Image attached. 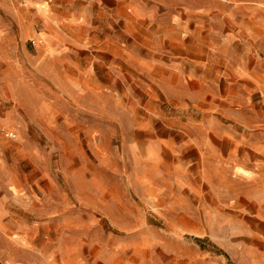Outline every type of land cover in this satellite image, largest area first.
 Segmentation results:
<instances>
[{
    "label": "rangeland",
    "instance_id": "1",
    "mask_svg": "<svg viewBox=\"0 0 264 264\" xmlns=\"http://www.w3.org/2000/svg\"><path fill=\"white\" fill-rule=\"evenodd\" d=\"M0 264H264V0H0Z\"/></svg>",
    "mask_w": 264,
    "mask_h": 264
}]
</instances>
